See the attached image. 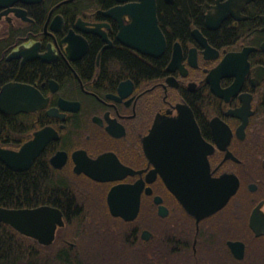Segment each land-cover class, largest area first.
<instances>
[{"label": "flooded vegetation", "instance_id": "flooded-vegetation-1", "mask_svg": "<svg viewBox=\"0 0 264 264\" xmlns=\"http://www.w3.org/2000/svg\"><path fill=\"white\" fill-rule=\"evenodd\" d=\"M187 1L155 0L157 30L143 0L0 2V93L42 96L0 112V146L24 151V170L0 161L4 176L52 186L4 207L57 214L52 244L20 234L35 249L74 264H264V0ZM187 5L195 17H178Z\"/></svg>", "mask_w": 264, "mask_h": 264}, {"label": "water", "instance_id": "water-1", "mask_svg": "<svg viewBox=\"0 0 264 264\" xmlns=\"http://www.w3.org/2000/svg\"><path fill=\"white\" fill-rule=\"evenodd\" d=\"M10 1V0H0ZM15 1V0H13ZM18 1V0H16ZM146 2L143 9L148 10L151 13V17L154 21L150 24L156 30L158 29V22L156 16V3L155 0H143ZM1 5V4H0ZM209 17V16H208ZM134 43L128 42L127 45L134 47ZM140 49V48H139ZM42 101V96L39 92L28 86L20 84H8L6 85L0 93V112L8 114H16L22 111L35 110L40 107V102ZM39 144L37 145L40 149L45 145V141L41 143V137L43 133H40ZM33 145V144H32ZM31 145V146H32ZM24 150V149H23ZM24 151L14 152L7 149H3L0 146V161L6 164L9 168L14 171H21L25 168L21 167V158ZM200 195V193H199ZM229 197V196H228ZM228 197L219 200H209L205 210L206 215L212 214L220 210L228 201ZM48 208H38L34 210H21V209H8L0 206V222L11 225L19 233L39 240L41 243L50 245L54 242L57 223L48 217L56 216ZM59 216V215H58ZM48 219V221H47ZM60 219V217H59ZM58 222L61 224V219ZM244 245L242 243H231V247L234 250L236 256L240 259L244 255H238L236 253V246Z\"/></svg>", "mask_w": 264, "mask_h": 264}, {"label": "trees", "instance_id": "trees-1", "mask_svg": "<svg viewBox=\"0 0 264 264\" xmlns=\"http://www.w3.org/2000/svg\"><path fill=\"white\" fill-rule=\"evenodd\" d=\"M199 0H188L187 2L196 3ZM195 6L187 5L183 13H179L185 18L195 17ZM10 125L0 120V130L8 131ZM13 128V127H12ZM13 130V129H11ZM46 180V178H45ZM23 184L19 178H6L3 173V168L0 167V206L1 207H19L20 204L25 203L21 198L22 189L25 188L27 193L33 189L41 196L39 201L44 199L47 195L52 193V186L46 183H38L37 185ZM26 204L28 200H26ZM63 259H61L60 257ZM56 256L49 250L35 249L28 241H25L20 234L15 232L7 224L0 222V264H74L68 256L66 250H62ZM58 257V258H57ZM92 262L93 256H87Z\"/></svg>", "mask_w": 264, "mask_h": 264}, {"label": "bare ground", "instance_id": "bare-ground-1", "mask_svg": "<svg viewBox=\"0 0 264 264\" xmlns=\"http://www.w3.org/2000/svg\"><path fill=\"white\" fill-rule=\"evenodd\" d=\"M11 169V168H10ZM12 170V169H11ZM14 171V170H13ZM8 225V224H7ZM9 227H11L15 232H17L18 234H21L19 233L14 227H12L11 225H8ZM23 235V234H22ZM25 236V235H24ZM25 237H28V236H25Z\"/></svg>", "mask_w": 264, "mask_h": 264}]
</instances>
